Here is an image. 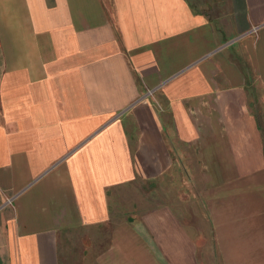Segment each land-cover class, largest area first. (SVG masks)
Here are the masks:
<instances>
[{
  "label": "crops",
  "instance_id": "obj_1",
  "mask_svg": "<svg viewBox=\"0 0 264 264\" xmlns=\"http://www.w3.org/2000/svg\"><path fill=\"white\" fill-rule=\"evenodd\" d=\"M0 264H264V0H0Z\"/></svg>",
  "mask_w": 264,
  "mask_h": 264
},
{
  "label": "rangeland",
  "instance_id": "obj_2",
  "mask_svg": "<svg viewBox=\"0 0 264 264\" xmlns=\"http://www.w3.org/2000/svg\"><path fill=\"white\" fill-rule=\"evenodd\" d=\"M140 186H141L143 189L145 188V186H143V185H139V187H140ZM153 189L156 190V189H159V187H158V186H154ZM139 191H140L142 194H143V192H144L143 190H139ZM157 191H159V190H157ZM127 192L130 193V190H126V193H127ZM128 193H127V194H128ZM80 238H81V237H79V235H78V236L74 237L73 240H74V241H79V242H80V240H81Z\"/></svg>",
  "mask_w": 264,
  "mask_h": 264
}]
</instances>
